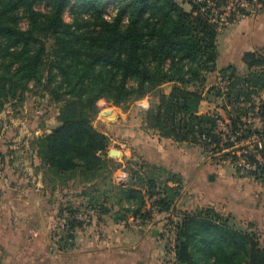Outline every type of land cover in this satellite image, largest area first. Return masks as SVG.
Masks as SVG:
<instances>
[{
  "label": "trees",
  "instance_id": "1",
  "mask_svg": "<svg viewBox=\"0 0 264 264\" xmlns=\"http://www.w3.org/2000/svg\"><path fill=\"white\" fill-rule=\"evenodd\" d=\"M110 1L116 3L117 13L108 19ZM227 2L0 0V112L7 103L41 89L61 106L58 126L39 140L44 165L69 180L93 181L110 166L118 167L107 154V136L93 127V119L107 108H122L158 93L146 113L151 130L162 139L231 159L238 178L264 187V130L255 129L253 122L254 118L264 122V100H258L264 92V56L246 53L243 61L248 72L242 75L232 66L222 70V86L213 87L205 96L204 91L191 90L195 86L204 90L208 76L217 71L218 36L225 28L217 12ZM68 8L75 18L71 24L64 17ZM235 16L228 25L237 21ZM165 84L174 85L169 94L160 91ZM211 99L230 104L227 119L218 112L200 113L202 104ZM233 136L237 140L232 141ZM252 136L263 141V148H256V154H243L248 147L242 142ZM240 160L256 169L244 174ZM133 181L117 188L133 198L141 195ZM140 181L152 192V208L169 213L180 188H171L168 182L159 186L153 178ZM214 184L205 187V209L183 214L169 264H264V205L255 195L247 199L222 196ZM15 206L24 211L22 222L28 221L31 208L20 202ZM224 206L229 208L225 215L221 213ZM10 214L7 204L0 216V231L7 234ZM83 226L71 223L69 235L57 243L58 251L72 248L75 230ZM32 241L39 245L42 237ZM150 246L147 240L140 264L151 263ZM29 251L22 264H32L37 257L34 249Z\"/></svg>",
  "mask_w": 264,
  "mask_h": 264
},
{
  "label": "rangeland",
  "instance_id": "2",
  "mask_svg": "<svg viewBox=\"0 0 264 264\" xmlns=\"http://www.w3.org/2000/svg\"><path fill=\"white\" fill-rule=\"evenodd\" d=\"M227 1L217 12L227 21L232 14H236L238 20L244 16L243 13L256 14L258 9L264 7V0ZM185 8L191 10L188 5ZM116 13L117 5L110 1L106 17L110 19ZM64 17L67 23L74 22L71 8L66 10ZM223 24L225 28L230 25ZM22 26L26 27L25 22ZM215 80L214 75L210 83ZM173 86L165 84L160 91L169 94ZM191 90L204 91L199 86L191 87ZM157 96L158 93H153L122 108H107L93 119V127L108 138L109 158L118 162V167L110 166L109 171L93 181H83L79 177L69 180L58 176L44 165L39 154V140L51 135L59 124L60 105L52 103L41 89H32L20 101L7 103L0 112V207L2 203L15 205V202H20L40 212L41 220H49L52 224L50 235L56 236V239L52 238L54 246L62 237L69 235L67 229L71 223H83L81 219L89 211L95 210L91 223L98 222L101 229L98 232L102 231L100 236L108 228L107 225L125 226L131 229L129 232H134L133 227L144 228L159 254L158 264L171 263L174 258L172 244L183 214L208 206L204 203L208 196L204 194H207L205 187L211 183L208 176L212 177L220 165L227 168L228 164V173L231 168H236L231 159L224 160L220 154L212 156L201 147L162 139L151 130L146 122V113L151 103L158 100ZM211 102L216 103L211 104L210 112H219L227 119V112L232 111L230 104L221 99H211ZM207 108L204 105L202 110ZM222 128L226 129V126ZM255 129L259 130L257 127ZM140 178H153L158 180L159 186L168 182L169 187L180 188L169 213H159L152 208V192L148 193ZM130 180L135 181L132 183L134 190H140L141 195L134 194L133 198L117 188L126 186ZM4 198L10 200L5 201ZM104 209H108V213H104ZM234 223L239 227L238 222ZM153 232L157 235L152 237ZM75 237L74 234L73 247Z\"/></svg>",
  "mask_w": 264,
  "mask_h": 264
},
{
  "label": "crops",
  "instance_id": "3",
  "mask_svg": "<svg viewBox=\"0 0 264 264\" xmlns=\"http://www.w3.org/2000/svg\"><path fill=\"white\" fill-rule=\"evenodd\" d=\"M255 52L264 56V7L260 10L258 9L256 14L251 13L242 16L220 32L218 36L217 71L208 76L203 96L213 87L222 86L220 75L222 70L232 66L242 75L247 73L248 68L243 61V57L246 53ZM214 75L216 76V80L210 83V79ZM258 100H264V92L259 95ZM216 102L203 103L200 113H209L211 110L209 107L212 103ZM204 105L208 106V110H202ZM253 122L259 130H264V122L259 118H254ZM226 165L228 168V164ZM216 168L218 170L212 174L214 180L209 181L215 182L213 187L222 196L231 195L247 199L255 195L256 199L264 205V187L258 186L249 179L238 178L236 170L231 167H229L231 168V172L229 173L225 166L220 165ZM7 199L4 198L5 201ZM8 203H2L0 216ZM9 208L12 225L9 234L6 231H0V264H22L27 259L29 253H31L30 249H34L37 255L32 264H140L143 261L141 255L146 249L147 240L150 241L149 237H147L148 233L144 228L138 227L136 229L133 227L134 232H129L131 229H126L125 226L117 224L116 226L107 225L108 228L100 236L102 231L98 232L101 229L98 226V222L94 221L88 225H84V229H80L74 233L76 236L74 247L68 249L66 252H60L55 248L57 246H54L55 242L52 240V238L56 239V236L50 235L52 224H50L49 220H41L42 215L40 212L31 209L28 214V221L22 222L24 211L19 210L11 203L9 204ZM226 211H229V208L224 206L221 212L226 214ZM95 232L96 234H94ZM154 233L151 234L152 237ZM40 236L42 237V242L39 245L33 243L32 238ZM12 238L21 240L25 245L14 244L15 241H12ZM49 251L53 252V257ZM149 252L152 259L150 264H158L159 254L152 241ZM172 254H174L173 251Z\"/></svg>",
  "mask_w": 264,
  "mask_h": 264
},
{
  "label": "built area",
  "instance_id": "4",
  "mask_svg": "<svg viewBox=\"0 0 264 264\" xmlns=\"http://www.w3.org/2000/svg\"><path fill=\"white\" fill-rule=\"evenodd\" d=\"M223 23H227V25H228L227 19L222 16L220 19L221 26L224 25ZM107 112H110V111H107ZM227 134L230 135L229 132H227ZM237 136H240V134H237ZM237 136L231 137L232 141L237 140ZM242 144L246 145L248 147V152H243V154L244 153L256 154V148L258 150H261L263 148V141L260 138H258L257 136H252L249 140L243 141ZM241 154L242 153H239V156H241ZM240 166H242V168H244V172H243L244 174H246L249 171H254L256 169L255 166L250 165L245 160H240ZM94 216H95V212L89 211L87 213V215L81 219V221L84 223V225H88L91 223V220H92V218H94ZM172 245H173V249H174L175 248V240H174V244H172Z\"/></svg>",
  "mask_w": 264,
  "mask_h": 264
},
{
  "label": "water",
  "instance_id": "5",
  "mask_svg": "<svg viewBox=\"0 0 264 264\" xmlns=\"http://www.w3.org/2000/svg\"><path fill=\"white\" fill-rule=\"evenodd\" d=\"M214 178H213V176L211 177V180H213ZM154 236H156L157 234H156V232L153 234Z\"/></svg>",
  "mask_w": 264,
  "mask_h": 264
}]
</instances>
